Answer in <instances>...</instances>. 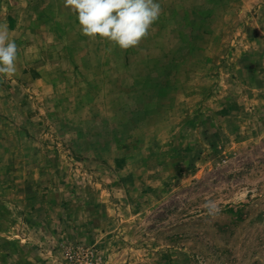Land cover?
<instances>
[{"label":"rangeland","instance_id":"1","mask_svg":"<svg viewBox=\"0 0 264 264\" xmlns=\"http://www.w3.org/2000/svg\"><path fill=\"white\" fill-rule=\"evenodd\" d=\"M159 2L121 49L0 0V264H264V0Z\"/></svg>","mask_w":264,"mask_h":264},{"label":"clouds","instance_id":"2","mask_svg":"<svg viewBox=\"0 0 264 264\" xmlns=\"http://www.w3.org/2000/svg\"><path fill=\"white\" fill-rule=\"evenodd\" d=\"M65 8L76 15L82 33L118 45L121 49L137 46L159 18V0H63ZM17 45L9 40L5 25H0V76L16 72ZM209 214L219 211L214 201H207Z\"/></svg>","mask_w":264,"mask_h":264}]
</instances>
